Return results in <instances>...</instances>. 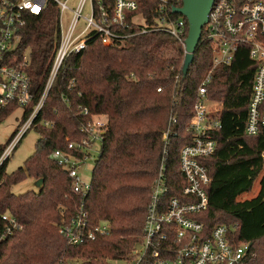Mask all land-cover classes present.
I'll return each mask as SVG.
<instances>
[{"label":"trees","instance_id":"obj_1","mask_svg":"<svg viewBox=\"0 0 264 264\" xmlns=\"http://www.w3.org/2000/svg\"><path fill=\"white\" fill-rule=\"evenodd\" d=\"M136 1V14L146 15V10L153 12L157 6L153 0ZM182 5L180 0L178 6ZM59 42V13L53 5L41 17L31 18L21 32L17 60L30 51L28 72L38 91L45 85ZM213 56L212 45L202 37L184 76L183 48L165 33L139 35L112 47L91 40L85 51L71 56L40 117L54 126L35 128L40 135L37 149L24 167L10 175L8 162L0 168V236L6 229L5 214L22 227L0 242V264H62L76 258L83 264H110L128 257L142 236L151 188L164 157L163 136L169 128L173 131L167 148V168L173 178L170 197L180 196L185 186L179 156L193 142L186 129ZM248 66L245 61L235 70L219 67L208 85V97L223 105L224 128L216 134L215 154L204 160L212 179L209 203L196 218L208 231L217 225H238V243L251 242L250 254L255 255L249 264H264V225L254 226L263 214L255 213L250 200H241L264 170V129L254 136L244 132L255 75V68ZM81 106L90 114L83 115ZM16 109L4 110L0 120ZM95 114L106 117L107 128L85 206L91 223L106 222L110 231L93 243L73 247L60 227L76 211L81 197L73 193L68 172L50 156L65 149L68 140L81 139V127ZM172 117L176 122L170 124ZM5 146L0 147V156ZM26 174L37 182L43 179L42 187L16 195L12 188ZM141 264L154 261L147 257Z\"/></svg>","mask_w":264,"mask_h":264},{"label":"built area","instance_id":"obj_2","mask_svg":"<svg viewBox=\"0 0 264 264\" xmlns=\"http://www.w3.org/2000/svg\"><path fill=\"white\" fill-rule=\"evenodd\" d=\"M153 1L156 8L153 12L146 10L143 15L136 14L139 10L136 0H0V115L11 107L25 110L21 125L0 156V168L32 127L54 126L40 119L54 82L68 59L85 51L91 40L112 47L139 35L165 33L183 48L186 57L189 24L183 15L174 12L182 7L178 6L180 0ZM71 2H74L72 6ZM52 5L59 13L60 42L45 85L38 91L28 72L29 59L24 56L17 60V49L21 32L31 18L41 17ZM33 8L39 11L34 12ZM66 12L70 19L65 26ZM202 37L213 47V66L199 87L194 115L186 129L193 135V142L183 147L179 156L185 186L180 196L170 197L173 178L167 168V148L173 131L169 128L163 136L164 157L151 188L140 241L128 257L113 260L111 264H141L147 257L154 264H249L250 258L255 257L250 254L251 242L238 243L235 235L238 225H217L208 231L196 217L207 210L209 203L207 190L212 179L204 160L215 154L216 134L224 128L222 103L208 97V85L217 68L235 70L245 61L248 67L255 68L244 132L254 136L264 129V0H215ZM80 110L83 115L90 114L86 107L81 106ZM175 122L172 117L170 124ZM106 128L105 116L92 115L81 127V139L68 140L65 149H58L50 156L68 172L73 193L81 197L76 211L60 227V233L73 247L109 235V224L91 223L85 206L91 180L84 176L93 153L100 156ZM2 219L6 229L0 242L22 228L10 214Z\"/></svg>","mask_w":264,"mask_h":264},{"label":"rangeland","instance_id":"obj_3","mask_svg":"<svg viewBox=\"0 0 264 264\" xmlns=\"http://www.w3.org/2000/svg\"><path fill=\"white\" fill-rule=\"evenodd\" d=\"M74 2H71L70 6H72ZM86 11L85 13H87ZM70 19L69 12L65 13L64 17V25L66 26ZM82 25V24H81ZM24 56L30 59V51L26 50ZM25 110L22 108H17L10 116L5 118L4 120H0V147H4L8 144L10 138L16 131V129L21 125L23 120ZM36 127H32L25 137L22 139L21 143L13 152L10 157L7 166L6 172L8 175L18 171L21 167H24L26 161L32 157L37 149V143L39 141L40 135L39 132L35 129ZM99 158V154L93 153L91 159L87 162L88 172L85 173V178L87 180H91V172L97 164ZM51 159V158H50ZM40 190L38 186V182L34 179L30 174H26V179L18 185H15L12 188V191L16 195H21L29 191L38 192ZM241 200H250L252 206L255 210V213L261 211L263 214V218L260 216L256 217L254 226H263L264 225V170L261 175L256 180L253 190L249 193L241 197ZM141 249L139 246L138 250ZM110 264L112 261H109ZM67 264H83V260L80 259H68ZM119 264H124L120 262Z\"/></svg>","mask_w":264,"mask_h":264},{"label":"water","instance_id":"obj_4","mask_svg":"<svg viewBox=\"0 0 264 264\" xmlns=\"http://www.w3.org/2000/svg\"><path fill=\"white\" fill-rule=\"evenodd\" d=\"M215 0H183L181 8H175L174 12L183 15L189 24V35L187 38V52L183 73L188 74L190 65L194 62L195 55L199 49L203 29L209 20L210 10ZM43 179L38 181L39 188L42 187Z\"/></svg>","mask_w":264,"mask_h":264},{"label":"snow or ice","instance_id":"obj_5","mask_svg":"<svg viewBox=\"0 0 264 264\" xmlns=\"http://www.w3.org/2000/svg\"><path fill=\"white\" fill-rule=\"evenodd\" d=\"M32 10H33L34 12H35V11H39V9H38V8H33Z\"/></svg>","mask_w":264,"mask_h":264}]
</instances>
